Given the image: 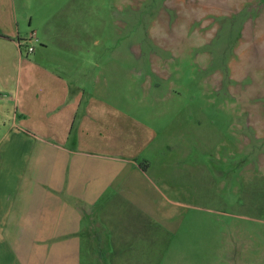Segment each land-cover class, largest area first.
I'll use <instances>...</instances> for the list:
<instances>
[{"label":"rangeland","instance_id":"374dc122","mask_svg":"<svg viewBox=\"0 0 264 264\" xmlns=\"http://www.w3.org/2000/svg\"><path fill=\"white\" fill-rule=\"evenodd\" d=\"M9 7L35 19L22 20V51L0 44V129L15 116L40 121L50 71L61 74L81 115L123 112L136 129L134 157L148 169L162 226L146 264H264V0ZM96 249L97 264H112L113 246Z\"/></svg>","mask_w":264,"mask_h":264},{"label":"crops","instance_id":"0c3cea01","mask_svg":"<svg viewBox=\"0 0 264 264\" xmlns=\"http://www.w3.org/2000/svg\"><path fill=\"white\" fill-rule=\"evenodd\" d=\"M9 1L0 0V44L17 51L22 20L32 25L34 11L13 17ZM32 34L41 37L39 26ZM50 73L54 93L39 102L48 104L34 112L40 121L15 116L0 129V264H97L105 260L96 247L105 245L112 264L150 263L162 226L153 221L148 169L134 157L130 116L106 110L88 119L63 76Z\"/></svg>","mask_w":264,"mask_h":264},{"label":"trees","instance_id":"16d2710c","mask_svg":"<svg viewBox=\"0 0 264 264\" xmlns=\"http://www.w3.org/2000/svg\"><path fill=\"white\" fill-rule=\"evenodd\" d=\"M19 44H20V47L23 48V46H24L23 39H19Z\"/></svg>","mask_w":264,"mask_h":264},{"label":"built area","instance_id":"2783aa9c","mask_svg":"<svg viewBox=\"0 0 264 264\" xmlns=\"http://www.w3.org/2000/svg\"><path fill=\"white\" fill-rule=\"evenodd\" d=\"M29 51H32V48H29Z\"/></svg>","mask_w":264,"mask_h":264}]
</instances>
